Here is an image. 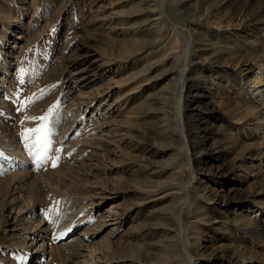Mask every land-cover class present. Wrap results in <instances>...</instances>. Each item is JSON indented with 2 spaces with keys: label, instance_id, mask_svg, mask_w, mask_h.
<instances>
[{
  "label": "rangeland",
  "instance_id": "obj_1",
  "mask_svg": "<svg viewBox=\"0 0 264 264\" xmlns=\"http://www.w3.org/2000/svg\"><path fill=\"white\" fill-rule=\"evenodd\" d=\"M160 1L0 0V264H264V0Z\"/></svg>",
  "mask_w": 264,
  "mask_h": 264
},
{
  "label": "bare ground",
  "instance_id": "obj_2",
  "mask_svg": "<svg viewBox=\"0 0 264 264\" xmlns=\"http://www.w3.org/2000/svg\"><path fill=\"white\" fill-rule=\"evenodd\" d=\"M161 1H163V0H161ZM161 1H160V3H161ZM251 2V1H250ZM162 5H165V4H161L160 5V7H163ZM162 9V8H161ZM160 9V10H161ZM195 12H196V7H195ZM166 11V10H165ZM162 13H163V10L161 11ZM239 12H243L244 14L246 13V11L244 10V9H241V11H239ZM160 15H162V14H160ZM164 15H166V13L164 14ZM167 16V15H166ZM163 17V16H162ZM221 33V32H220ZM220 33L219 32H217V35H220ZM190 36H192L191 34H190ZM230 36V35H229ZM159 37V36H158ZM193 38V37H192ZM140 41H142V40H140ZM137 42H139V41H137ZM259 42V40L257 39V41H255V44L256 43H258ZM189 43H190V41H189ZM134 44H135V41H134ZM138 44V43H137ZM141 44V43H140ZM214 44V46H215V43H213ZM133 45V44H132ZM191 45V44H190ZM134 46V45H133ZM138 46V45H137ZM136 46V47H137ZM144 46V45H143ZM127 48H128V46H127ZM144 48V47H143ZM143 48H139L138 47V50H142ZM132 49H133V47H132ZM129 50V49H128ZM254 50V49H253ZM189 51H190V49H189V47L187 48V50H186V59L188 60L189 58H188V56H189ZM129 52V51H128ZM136 52V51H135ZM253 52V51H252ZM253 55V56H252ZM251 56L253 57V58H251V59H255L256 61L259 59V57H260V55L256 52V51H254L253 52V54H252ZM242 59V58H241ZM262 60V59H261ZM186 61V60H185ZM240 61V60H239ZM187 62V61H186ZM186 70H187V67H184V69H183V71H182V73H181V78H180V83H183V86H184V82H185V72H186ZM264 74V67H262L261 68V70L258 72V79L260 78V80L259 81H263V75ZM261 78H262V80H261ZM125 81L123 80L122 81V84L124 83ZM179 83V82H178ZM119 85H120V83H119ZM259 89V88H258ZM101 92L102 91H96V93H93V94H91V95H89L88 96V99L86 100L87 101V105H91V104H93L96 100H98L97 98L99 97V95L101 94ZM262 90H259V92L257 93V96H258V99L259 100H261V102H263L264 103V96L262 95ZM104 93V92H103ZM182 95L180 96V99H179V103H178V110H177V113L179 114V118H181L182 119V117H183V111H182V106H181V103H182ZM130 119V118H129ZM101 122V121H100ZM99 127H98V129H99V131L101 132V134L99 135L100 137H98V135H97V133H95L96 134V137L97 138H94V143L95 144H99L100 145V143H101V139L102 138H104V137H106V135H108L109 133L110 134H113V132L114 131H116L115 129H109V133H107V132H105L106 131V127H107V125H105V122H102L100 125H98ZM99 132V133H100ZM107 133V134H106ZM92 136H95V135H92ZM111 136H114V135H111ZM114 139V138H113ZM10 144V143H9ZM190 187V186H189ZM189 187H188V190L186 191V193H188V195H187V199L189 200V198H190V190H189ZM190 189H191V187H190ZM103 192V191H102ZM103 195H104V193L102 194V197H103ZM185 202H187V201H185ZM188 203V202H187ZM121 206V209L119 210L118 208H114L113 210L115 211V214L113 213V214H110V215H108V216H114L115 217V220H119L120 218H122V216H124V214H125V212H124V206H123V204H121L120 205ZM183 210V209H182ZM182 210H181V212H182ZM107 212H110V210H107ZM77 213V212H76ZM75 213V214H76ZM75 214H72V216H71V219L68 221V222H66L65 224H64V226H66V225H68L69 223H71L72 222V220H73V217L75 216ZM105 218H107V217H105ZM182 219V218H181ZM103 220V219H102ZM111 220V219H110ZM182 221V220H181ZM183 225V224H182ZM112 229V228H111ZM180 229H182V228H180ZM183 234V233H182ZM110 239V238H109ZM108 239V240H109ZM108 243H109V245H111L110 244V242L109 241H107ZM185 243V242H184ZM79 249V248H78ZM187 253V252H186ZM112 258V257H111ZM194 259V258H193ZM105 261V260H104ZM194 262V261H193ZM95 263V262H94ZM96 264H98V263H96Z\"/></svg>",
  "mask_w": 264,
  "mask_h": 264
},
{
  "label": "snow or ice",
  "instance_id": "obj_3",
  "mask_svg": "<svg viewBox=\"0 0 264 264\" xmlns=\"http://www.w3.org/2000/svg\"><path fill=\"white\" fill-rule=\"evenodd\" d=\"M27 103H31V101L26 102L25 106H27ZM55 107L58 108L59 105H56ZM54 110L55 109H50V112ZM26 119L41 122L38 127L29 128L24 133V139L26 141H32L29 147L30 149L35 150L32 152V155L36 158L37 163L40 164L50 160L52 163V167H57L61 157L60 155H56L53 159V157L50 155V153L53 151L52 141L50 138L51 133L47 123L50 117L48 115H45L39 117H28ZM0 155H2V153H0ZM48 218L51 220L50 215Z\"/></svg>",
  "mask_w": 264,
  "mask_h": 264
}]
</instances>
